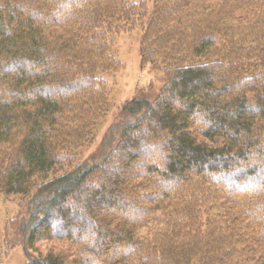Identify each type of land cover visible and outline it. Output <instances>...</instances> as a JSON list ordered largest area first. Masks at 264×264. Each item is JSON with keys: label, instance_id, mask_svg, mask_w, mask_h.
<instances>
[{"label": "trees", "instance_id": "obj_1", "mask_svg": "<svg viewBox=\"0 0 264 264\" xmlns=\"http://www.w3.org/2000/svg\"><path fill=\"white\" fill-rule=\"evenodd\" d=\"M152 1L0 0V264H264V0ZM139 27L164 85L79 161Z\"/></svg>", "mask_w": 264, "mask_h": 264}, {"label": "rangeland", "instance_id": "obj_2", "mask_svg": "<svg viewBox=\"0 0 264 264\" xmlns=\"http://www.w3.org/2000/svg\"><path fill=\"white\" fill-rule=\"evenodd\" d=\"M140 3L145 2L149 11L153 7L152 0H132ZM143 34L141 27L134 32L122 35L117 41L116 53L118 58L125 65L124 69L116 74L111 82L114 83V91L112 96V109L106 120L103 121L99 130L96 132L95 140L84 150L79 161L96 162L101 160L110 146L117 141L122 122L119 120L118 109L124 102H130L134 99L154 100L161 87L164 85L163 78L157 74L152 66L144 65L140 54V40ZM83 161V162H84ZM60 171H58V174ZM18 198H10L3 200L0 197V240L9 220L15 216L18 210ZM162 227L161 222L152 224L144 233V235H157V232ZM11 239L15 238L10 235ZM2 245V241H0ZM39 247V248H38ZM31 251L33 257L40 256L46 251L45 247L38 246ZM26 256L24 249L18 247L12 253H9L2 264H25Z\"/></svg>", "mask_w": 264, "mask_h": 264}]
</instances>
